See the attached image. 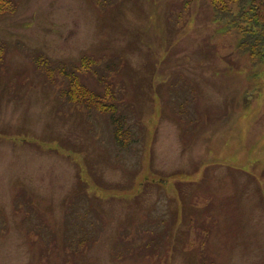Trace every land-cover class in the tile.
Here are the masks:
<instances>
[{
	"label": "rangeland",
	"instance_id": "obj_1",
	"mask_svg": "<svg viewBox=\"0 0 264 264\" xmlns=\"http://www.w3.org/2000/svg\"><path fill=\"white\" fill-rule=\"evenodd\" d=\"M9 1L0 264H264V69L208 2ZM83 57L126 146L62 95Z\"/></svg>",
	"mask_w": 264,
	"mask_h": 264
},
{
	"label": "trees",
	"instance_id": "obj_2",
	"mask_svg": "<svg viewBox=\"0 0 264 264\" xmlns=\"http://www.w3.org/2000/svg\"><path fill=\"white\" fill-rule=\"evenodd\" d=\"M206 1L212 12L214 23L219 25L218 31L224 35L234 34L235 54L252 64H261L264 69V0ZM11 5L9 0H0V13L12 12L13 6ZM5 48V43L0 39V70L4 64ZM91 61L93 60L83 57L78 68L71 69L65 66H55L60 74L66 75L68 81L62 95L66 101L78 109L85 112L95 111L108 116L113 125L115 141L126 146L129 131L124 121L116 115L119 99L114 93L113 83L101 78L102 89L97 90L88 86L81 78V75L91 67ZM44 63L46 65L44 70L51 73L54 65L47 60Z\"/></svg>",
	"mask_w": 264,
	"mask_h": 264
}]
</instances>
